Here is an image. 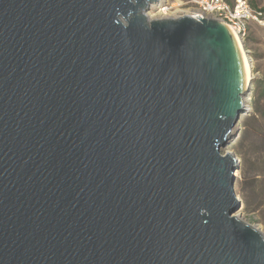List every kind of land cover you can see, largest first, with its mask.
<instances>
[{"label":"water","instance_id":"water-1","mask_svg":"<svg viewBox=\"0 0 264 264\" xmlns=\"http://www.w3.org/2000/svg\"><path fill=\"white\" fill-rule=\"evenodd\" d=\"M158 2L0 0V264H264L230 27Z\"/></svg>","mask_w":264,"mask_h":264},{"label":"rangeland","instance_id":"rangeland-1","mask_svg":"<svg viewBox=\"0 0 264 264\" xmlns=\"http://www.w3.org/2000/svg\"><path fill=\"white\" fill-rule=\"evenodd\" d=\"M195 1L160 0L151 6L148 14L153 20L177 19L190 14L195 8ZM250 1L264 8V0ZM163 10H166L164 17L160 12ZM242 45L251 64V84L249 81L250 86L244 94L245 113L221 153H232L239 166L235 172V190L241 206L235 215L264 236V93L262 87L256 84V81H260L261 85L264 83V29L252 24Z\"/></svg>","mask_w":264,"mask_h":264},{"label":"built area","instance_id":"built-area-1","mask_svg":"<svg viewBox=\"0 0 264 264\" xmlns=\"http://www.w3.org/2000/svg\"><path fill=\"white\" fill-rule=\"evenodd\" d=\"M188 15L222 21L242 41L248 37L252 24L264 29V11L254 7L250 0H196L195 8Z\"/></svg>","mask_w":264,"mask_h":264},{"label":"bare ground","instance_id":"bare-ground-1","mask_svg":"<svg viewBox=\"0 0 264 264\" xmlns=\"http://www.w3.org/2000/svg\"><path fill=\"white\" fill-rule=\"evenodd\" d=\"M160 12H161L162 17H164L163 15H166V10H163ZM147 18H148V20L153 21V18L149 14H147ZM155 20H159V19H155ZM230 32L232 34V37L235 41L236 47H237L239 54H240V57H241L242 67H243V72H244V89L246 91L248 89V83L251 79V64H250L248 56L246 55V52L243 49L242 40L232 31V29H230ZM230 154H232V153H230ZM237 176H238V174H237Z\"/></svg>","mask_w":264,"mask_h":264},{"label":"trees","instance_id":"trees-1","mask_svg":"<svg viewBox=\"0 0 264 264\" xmlns=\"http://www.w3.org/2000/svg\"><path fill=\"white\" fill-rule=\"evenodd\" d=\"M229 1H231V0H229ZM251 3H252V5L254 6V7H257L254 3H253V1H250ZM259 8V7H258ZM261 10H263L264 11V8H260ZM256 84H258V86L260 85V87H262V92L264 93V83L261 85V82L260 81H256Z\"/></svg>","mask_w":264,"mask_h":264}]
</instances>
